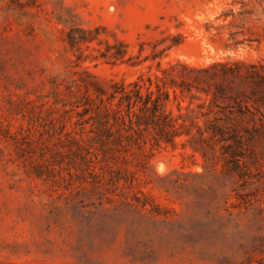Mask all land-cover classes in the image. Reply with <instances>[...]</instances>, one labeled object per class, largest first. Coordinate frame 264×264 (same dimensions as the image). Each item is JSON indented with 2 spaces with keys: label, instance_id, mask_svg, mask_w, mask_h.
<instances>
[{
  "label": "rangeland",
  "instance_id": "374dc122",
  "mask_svg": "<svg viewBox=\"0 0 264 264\" xmlns=\"http://www.w3.org/2000/svg\"><path fill=\"white\" fill-rule=\"evenodd\" d=\"M156 75L193 137L103 130ZM0 264H264V0H0Z\"/></svg>",
  "mask_w": 264,
  "mask_h": 264
},
{
  "label": "trees",
  "instance_id": "16d2710c",
  "mask_svg": "<svg viewBox=\"0 0 264 264\" xmlns=\"http://www.w3.org/2000/svg\"><path fill=\"white\" fill-rule=\"evenodd\" d=\"M232 73L235 74L234 71ZM155 77H149V82L139 76L132 82L116 83L107 98L99 94L101 102L95 108L102 129L107 131L114 126L123 125L122 128L126 130L151 132L158 142L167 141L173 144L179 136L186 134L193 137V127L198 126L197 116L183 112L181 104H178L179 113L167 111L166 106L171 101L170 86L161 76ZM96 91L101 92L99 88ZM187 109L194 111L189 106ZM221 131L220 125L205 130L211 133L212 138L221 134ZM199 132L203 136L204 132L200 129ZM192 147L197 149L193 144Z\"/></svg>",
  "mask_w": 264,
  "mask_h": 264
}]
</instances>
